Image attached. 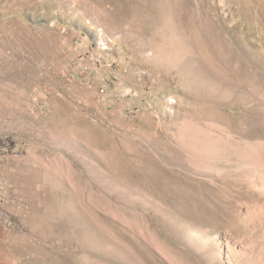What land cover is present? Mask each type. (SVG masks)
Wrapping results in <instances>:
<instances>
[{
  "label": "rangeland",
  "instance_id": "rangeland-1",
  "mask_svg": "<svg viewBox=\"0 0 264 264\" xmlns=\"http://www.w3.org/2000/svg\"><path fill=\"white\" fill-rule=\"evenodd\" d=\"M0 264H264V0H0Z\"/></svg>",
  "mask_w": 264,
  "mask_h": 264
}]
</instances>
